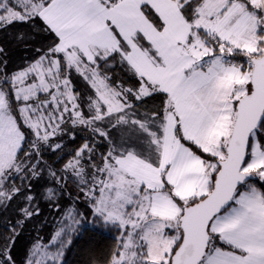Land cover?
I'll return each mask as SVG.
<instances>
[{
	"label": "snow or ice",
	"instance_id": "obj_1",
	"mask_svg": "<svg viewBox=\"0 0 264 264\" xmlns=\"http://www.w3.org/2000/svg\"><path fill=\"white\" fill-rule=\"evenodd\" d=\"M18 25L31 55L10 69L0 43V264L40 201L67 198L72 223L20 261L66 264L80 196L119 233L92 264H264V0H0V32Z\"/></svg>",
	"mask_w": 264,
	"mask_h": 264
},
{
	"label": "trees",
	"instance_id": "obj_2",
	"mask_svg": "<svg viewBox=\"0 0 264 264\" xmlns=\"http://www.w3.org/2000/svg\"><path fill=\"white\" fill-rule=\"evenodd\" d=\"M26 25H20L16 26L13 29H9L8 35L6 36L4 32H0V43H3L8 49L12 50L11 48L16 45L13 41V36L15 30L19 29H25ZM19 49V47H16ZM15 48V49H16ZM17 50V49H16ZM14 61L10 58L9 68L12 69L16 66H19L20 58L13 57ZM23 60V59H22ZM115 77L118 80H121L124 82L125 87L132 86L135 81L130 78L128 74H126L121 69L117 68L114 70ZM109 75H113L112 72L109 73ZM73 82L78 90L81 92H87L88 86L85 84V82L80 79L77 76L73 77ZM157 103L159 101H156ZM88 132L81 131L80 129L76 130V137L74 140L70 139L68 136H65L63 139V143L65 144L64 149L62 152L57 153L56 155H47L44 157V159L48 162V164L52 165L55 168H61L64 163L67 162V160L71 159V154L74 149L80 147L84 142L85 139L88 137ZM63 156L62 160L59 159L60 156ZM69 188L73 192V199L76 197V193L74 192L75 187L73 188L72 181L69 180ZM76 190V189H75ZM83 199L86 200L84 196H81ZM62 203V199L60 200V205ZM69 205L71 204V201L66 198H64L62 205ZM86 205L85 208L83 206ZM51 210L53 206L49 205ZM75 212L82 213L83 219L81 220V224L79 228H76L71 235L70 239L72 241L71 246L67 249L65 252V262L66 264H92L94 260H98L100 257L107 255L110 250H112L116 243H117V237L119 236V233L112 228H103L100 226H97L95 221L93 220L92 214L89 210V207L86 203H82L79 199V202L75 203L74 205H71ZM65 215V212H64ZM63 215V217H65ZM62 217V218H63ZM77 219H80L79 216L76 217ZM59 221V220H57ZM71 224V220L65 221V218L62 220V223L58 225L56 224V231L63 226V223ZM60 223V222H59ZM0 233L6 234L5 228L2 223V218H0ZM19 240V239H18ZM17 240L16 246L13 249V253H23L25 254L26 248L24 247L23 243L21 244L20 241ZM49 239H44V243H47ZM54 250V249H53Z\"/></svg>",
	"mask_w": 264,
	"mask_h": 264
},
{
	"label": "rangeland",
	"instance_id": "obj_3",
	"mask_svg": "<svg viewBox=\"0 0 264 264\" xmlns=\"http://www.w3.org/2000/svg\"><path fill=\"white\" fill-rule=\"evenodd\" d=\"M18 26H20V25H18ZM27 30H29V26L26 25L25 29L15 30V32L16 31H27ZM15 32H14V34H15ZM8 33H10V32L7 31V33H4V34L7 36ZM16 47H18V46L14 45L11 48L12 50L8 49L10 52V58L12 61H14L13 57H17L18 59L20 58V60L18 62H20V64H22L23 63V60H22L23 57L26 55H31V53H25V52L21 51L20 48L18 49ZM73 188H74V186H73ZM76 191L77 190L74 189L75 193H76ZM79 199L81 200L82 203H86V200L83 199L81 196ZM66 200H67V198H66ZM63 201H64V199H62V203L60 205L61 210H59V211L56 210V208H54V207H52V209L54 208L53 210L49 209L50 208L49 203H47L45 201H40L41 215L33 218L31 221H29L25 224L23 233L18 240L21 242V244L23 243V245L26 249L30 246V244L37 237L42 238V242H44V239L51 238V236L56 232V224L58 223V225H59L62 223V220L65 218V217H63L65 209L68 208L67 204L62 205ZM85 207H86V205L83 206V208H85ZM57 220H59V221H57ZM14 256L17 260V264H20V261L24 258V252L18 253V254L14 253Z\"/></svg>",
	"mask_w": 264,
	"mask_h": 264
}]
</instances>
